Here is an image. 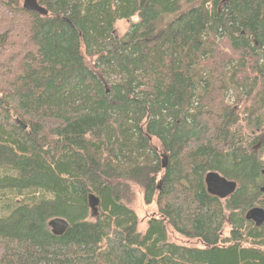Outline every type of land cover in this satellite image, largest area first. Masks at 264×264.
Masks as SVG:
<instances>
[{
  "label": "trees",
  "instance_id": "trees-1",
  "mask_svg": "<svg viewBox=\"0 0 264 264\" xmlns=\"http://www.w3.org/2000/svg\"><path fill=\"white\" fill-rule=\"evenodd\" d=\"M37 1L0 0V264H264V0Z\"/></svg>",
  "mask_w": 264,
  "mask_h": 264
},
{
  "label": "water",
  "instance_id": "water-1",
  "mask_svg": "<svg viewBox=\"0 0 264 264\" xmlns=\"http://www.w3.org/2000/svg\"><path fill=\"white\" fill-rule=\"evenodd\" d=\"M23 8L29 12H37L42 16H48L49 12L39 5L37 0H25L23 3ZM167 166L164 162L163 167ZM207 192L221 200L227 199L235 193L237 190L238 184L235 181L228 180L226 177L222 176L218 172H210L205 178ZM261 192L264 193V181L261 187ZM89 206L92 210V216L98 214L99 199L91 194L89 196ZM248 218L253 219L257 225L264 223V209L254 208L248 214ZM49 228L55 236H62L70 224L67 220L63 218L53 219L48 223Z\"/></svg>",
  "mask_w": 264,
  "mask_h": 264
},
{
  "label": "rangeland",
  "instance_id": "rangeland-1",
  "mask_svg": "<svg viewBox=\"0 0 264 264\" xmlns=\"http://www.w3.org/2000/svg\"><path fill=\"white\" fill-rule=\"evenodd\" d=\"M25 0H21V5L23 6ZM138 21L137 18L131 19L129 21L127 20H120L115 25V37L118 39H121L125 36V34L128 32L130 26L132 23H136ZM230 104L234 103V93L233 91L229 92V97L227 99ZM132 208L135 211V213L139 217V223H140V229L145 230L147 228L148 221L151 217L157 214V205L151 204L146 205L145 201L143 199L142 192L137 191V194L135 196L134 202L132 204ZM231 227L227 225L224 229V235L225 237H228L230 234ZM169 239L171 242L182 244V245H191L196 247H202V244L199 243L197 240H189L181 235L177 234L173 229H169Z\"/></svg>",
  "mask_w": 264,
  "mask_h": 264
}]
</instances>
